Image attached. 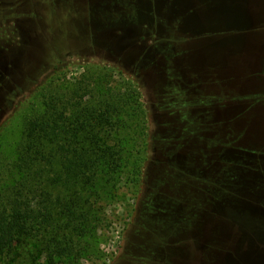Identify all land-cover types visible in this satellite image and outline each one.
I'll use <instances>...</instances> for the list:
<instances>
[{
  "label": "rangeland",
  "instance_id": "obj_1",
  "mask_svg": "<svg viewBox=\"0 0 264 264\" xmlns=\"http://www.w3.org/2000/svg\"><path fill=\"white\" fill-rule=\"evenodd\" d=\"M209 1L210 30L227 28L233 9L252 24L204 36L188 54L183 36L155 26L140 0H0V197L31 110L62 94L48 87L58 75L112 69L148 111L142 184L129 177L112 199L101 195L99 252L75 264H264V0L222 10ZM180 97L190 108L170 109ZM32 245L18 248L20 264H37Z\"/></svg>",
  "mask_w": 264,
  "mask_h": 264
},
{
  "label": "trees",
  "instance_id": "obj_2",
  "mask_svg": "<svg viewBox=\"0 0 264 264\" xmlns=\"http://www.w3.org/2000/svg\"><path fill=\"white\" fill-rule=\"evenodd\" d=\"M140 1L155 26L183 36L180 41L188 44V54L204 36L214 39L249 30L229 25L210 30L216 5L209 0ZM240 3L221 0L218 6L222 10ZM165 11L168 16L162 21ZM212 42L206 45L211 47ZM175 56L180 53L170 51L168 59ZM93 66L84 67L73 81L65 72L58 75L61 68L54 67L58 79L48 87L60 88L62 94L45 98L25 120L11 183L0 197V264H20L18 248L27 241L33 242L30 257L37 264H75L98 253L96 235L104 219L96 205L101 195L112 199L117 185L122 180L126 185L129 177H134L130 183L135 188L142 184L148 157V111L142 94L126 76L115 82L112 69L93 73L89 71ZM189 108L184 101L170 109ZM239 261L238 255L235 262Z\"/></svg>",
  "mask_w": 264,
  "mask_h": 264
},
{
  "label": "water",
  "instance_id": "obj_3",
  "mask_svg": "<svg viewBox=\"0 0 264 264\" xmlns=\"http://www.w3.org/2000/svg\"><path fill=\"white\" fill-rule=\"evenodd\" d=\"M232 7V6H231ZM230 7V8H231ZM250 22V15L247 10L241 9L238 11V9H233V14L228 17V24L230 26V29H236V28H249L251 26Z\"/></svg>",
  "mask_w": 264,
  "mask_h": 264
},
{
  "label": "flooded vegetation",
  "instance_id": "obj_4",
  "mask_svg": "<svg viewBox=\"0 0 264 264\" xmlns=\"http://www.w3.org/2000/svg\"><path fill=\"white\" fill-rule=\"evenodd\" d=\"M228 17H230V15L228 16ZM228 19V18H227ZM261 21V20H260ZM258 63L260 64V65H262V67L264 68V59L262 58V60L259 62L258 61Z\"/></svg>",
  "mask_w": 264,
  "mask_h": 264
},
{
  "label": "crops",
  "instance_id": "obj_5",
  "mask_svg": "<svg viewBox=\"0 0 264 264\" xmlns=\"http://www.w3.org/2000/svg\"><path fill=\"white\" fill-rule=\"evenodd\" d=\"M257 59V58H256ZM256 59H255V61H256ZM253 63V62H252Z\"/></svg>",
  "mask_w": 264,
  "mask_h": 264
}]
</instances>
